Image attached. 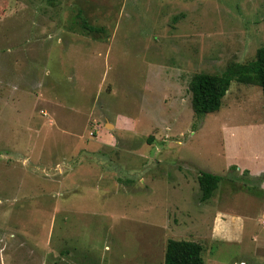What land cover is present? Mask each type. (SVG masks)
<instances>
[{
	"label": "rangeland",
	"instance_id": "1",
	"mask_svg": "<svg viewBox=\"0 0 264 264\" xmlns=\"http://www.w3.org/2000/svg\"><path fill=\"white\" fill-rule=\"evenodd\" d=\"M262 46L264 0H0V264H164L171 238L264 264L261 89L200 118L188 90Z\"/></svg>",
	"mask_w": 264,
	"mask_h": 264
},
{
	"label": "trees",
	"instance_id": "2",
	"mask_svg": "<svg viewBox=\"0 0 264 264\" xmlns=\"http://www.w3.org/2000/svg\"><path fill=\"white\" fill-rule=\"evenodd\" d=\"M81 27L87 32L98 31L84 19ZM232 81L259 86L264 107V46L257 48L254 59L246 63H230L220 73L196 72L192 75L188 90L196 117L217 111ZM220 180V175L201 171L198 183L202 198H208ZM164 264H204L202 245L196 240L168 239Z\"/></svg>",
	"mask_w": 264,
	"mask_h": 264
},
{
	"label": "crops",
	"instance_id": "3",
	"mask_svg": "<svg viewBox=\"0 0 264 264\" xmlns=\"http://www.w3.org/2000/svg\"><path fill=\"white\" fill-rule=\"evenodd\" d=\"M199 174H200V172L197 174V186L196 187H198V190L201 191V189L199 187V183H198ZM261 186L264 189V182L261 184ZM193 189L195 190V187H193ZM218 189H219V185H217V187L213 190V192L211 193V195L208 198H204L205 202H209L210 200H213V199L216 200L217 197H216L215 193L217 192ZM211 203H212V201H211ZM232 214L233 213L226 211V210H215L212 213V216H211L212 230L211 231H212V235L214 237L229 236L228 228L225 225V223H226L227 217H234ZM262 220H264V218ZM252 238H254V237H252Z\"/></svg>",
	"mask_w": 264,
	"mask_h": 264
},
{
	"label": "water",
	"instance_id": "4",
	"mask_svg": "<svg viewBox=\"0 0 264 264\" xmlns=\"http://www.w3.org/2000/svg\"><path fill=\"white\" fill-rule=\"evenodd\" d=\"M106 125L112 126L111 124L107 123Z\"/></svg>",
	"mask_w": 264,
	"mask_h": 264
},
{
	"label": "built area",
	"instance_id": "5",
	"mask_svg": "<svg viewBox=\"0 0 264 264\" xmlns=\"http://www.w3.org/2000/svg\"><path fill=\"white\" fill-rule=\"evenodd\" d=\"M263 221V224H264V220H262Z\"/></svg>",
	"mask_w": 264,
	"mask_h": 264
}]
</instances>
